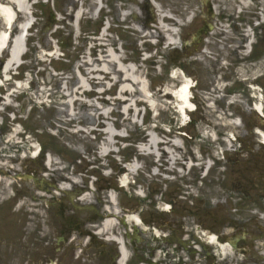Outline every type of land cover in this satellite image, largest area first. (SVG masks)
Segmentation results:
<instances>
[{"label": "rangeland", "instance_id": "obj_1", "mask_svg": "<svg viewBox=\"0 0 264 264\" xmlns=\"http://www.w3.org/2000/svg\"><path fill=\"white\" fill-rule=\"evenodd\" d=\"M158 1L162 2L164 9L181 12L182 0ZM45 2L41 0L38 5L33 6L39 19L32 30L37 29L34 30L35 35L29 38V52L24 56L27 62L19 68L20 77L24 76V70L27 69L29 74L26 77L30 79L31 76L33 82L29 83L31 87L26 90L29 93L25 91L17 97L19 106L15 111L20 112L21 102L27 98L28 109L20 117V124L32 135L30 140L33 139L34 145H42L44 151L51 155L49 167L43 169L48 173V180L59 182L60 179L70 180V176H77L83 181L79 183L81 187V184L85 185L93 179V186L100 188L96 193L103 200L108 198L110 187H114L113 194L118 196L119 206L123 211L139 215L144 221V230L140 232L143 237L141 246L162 247L157 254L160 260L163 259L160 264H178L183 260L192 263L194 259L197 264H213L216 260L221 263L220 251L216 250L217 257L214 260L209 255L212 247L205 246L200 241L205 238L202 233L233 235L232 233L246 230L243 221H257L253 210L262 211L260 207L264 201L261 198L264 197V180L247 172L248 166L251 163L257 164L259 157L249 161L243 150L238 152L233 149L237 141L227 142L222 137H228L227 132L233 131L235 137L240 135L246 141H253V133L243 136L245 131L241 124L238 126L234 123V120H239V114L245 116L244 125L248 129L258 122L257 114L251 109V101L241 97V100L231 102L230 99H236L234 96L225 101L223 86L209 94V98H205L208 95L205 90L207 88L198 85L194 91L198 96V108L193 114L188 112L196 123L181 126L182 118L177 112V101L166 92L171 91L176 83L170 75L175 63L190 72L184 54L165 47L162 37L155 35L153 31L145 33V30H141L136 35L131 31L113 29L102 38L101 28L90 18L91 15L79 23L81 28L75 32L73 28L66 27L73 22L71 19L65 20V14L63 23H59L60 17H57L60 15L58 11L63 12L69 0ZM84 7L88 8L86 2ZM101 19L105 21L104 16ZM114 26L117 28L119 25ZM150 37H158L161 43L158 49L147 41ZM109 45L122 54L124 65L130 69L129 73L139 75L142 80L141 86L128 84L129 88L138 90L133 92L127 102H117L115 97L118 88H111L113 82L104 73L95 74L99 78L93 82L88 79L91 91L84 92V87L79 88L81 78L86 81L89 70L82 65L83 56L87 54L97 58L105 53ZM46 50L59 58L50 59L45 54ZM194 74L196 77L204 75L198 71H194ZM63 86L72 93L69 97L64 95L66 91ZM143 87L148 92L143 91ZM70 97L74 98L72 103L67 101ZM42 101L46 103L43 104ZM148 104L152 105L151 108ZM103 129L113 134L112 142L117 146V151L114 152L116 156L110 154L105 157L99 153L103 141L107 139ZM4 131L5 128H2V133ZM211 134L215 137L212 138ZM149 139L154 143L152 148L148 146ZM5 143L7 144L6 141ZM230 143L234 145L231 146ZM139 146H142L141 150ZM169 151L174 155V160L170 159ZM135 157L138 163L134 161V164L128 166L137 169V173L128 172L121 180L124 181L127 176L131 179L130 175L135 176L136 184L121 188L117 177L121 176L119 169L124 167L123 160L131 161ZM30 161L27 156L16 160V163L20 167ZM209 161L212 167L206 172L205 166ZM37 162L40 163L39 160ZM29 172L22 168L21 173ZM32 189L30 180L17 183L11 188V193L19 190L21 195L13 197V200L7 198L4 204L0 203V214H3L2 209L6 207V216L16 228H30L41 224L44 235L51 238L62 231L67 232V238L83 237L77 228L85 229L82 222L92 215V211L75 208V205L82 206L89 201L82 200L84 203L80 204L76 202V198L62 191L58 195L61 202L51 191L46 195L48 200H35L32 199ZM92 195L91 192L87 197L91 200ZM169 204L173 206L170 211L161 210L170 207ZM30 206H37L40 212L31 213L28 209ZM233 222L243 225V228L231 232ZM68 223H72L71 227ZM132 225L129 221L128 226ZM68 227L71 230H66ZM22 232L31 231L23 229ZM154 232L161 233L158 239ZM164 232L171 236L168 242L161 236ZM254 234L256 233L248 238ZM185 240L187 248L183 245ZM191 249H195L193 254H190ZM234 258L240 264H258L254 262L255 258L251 253H246L245 256L234 255Z\"/></svg>", "mask_w": 264, "mask_h": 264}, {"label": "flooded vegetation", "instance_id": "obj_2", "mask_svg": "<svg viewBox=\"0 0 264 264\" xmlns=\"http://www.w3.org/2000/svg\"><path fill=\"white\" fill-rule=\"evenodd\" d=\"M119 1L104 0L107 15L116 19L120 17L122 6ZM180 11L183 40L179 49L184 51L192 74L194 71L204 73L206 70L207 74H200L198 78L201 81L204 79V85L209 89L214 88L219 78L225 84H231L232 89L224 92L226 96L254 98L258 94L251 91L250 86L257 87L258 92L264 96V6L257 1L253 8L241 6L237 0H182ZM193 78L196 79L195 74ZM244 84L248 87L246 93L240 88ZM258 125L264 130V123ZM247 146V143L241 142L243 149L249 150ZM254 146L259 147L254 154L259 157V161L258 164L249 166V173L263 179L264 144L257 141L253 142ZM2 150L3 135L0 133V162H4L6 158ZM247 153L248 156L251 155L248 151ZM32 170L37 172L38 168ZM0 171L4 172L5 169L0 167ZM99 219L97 213L92 217L93 221ZM254 223L247 222L246 225ZM255 224L260 235L252 239V243L246 237H235L232 243L235 252H242L244 255L252 247L254 262L264 264V222ZM11 225L12 222L4 216L0 218V264L119 263L118 244L111 240H100L104 237L50 239L40 231L42 226L36 232L27 233L19 232L25 227L16 228ZM155 250L157 249L138 247L132 255L135 262L159 264L150 262ZM145 253H148V257H142L141 254Z\"/></svg>", "mask_w": 264, "mask_h": 264}, {"label": "bare ground", "instance_id": "obj_3", "mask_svg": "<svg viewBox=\"0 0 264 264\" xmlns=\"http://www.w3.org/2000/svg\"><path fill=\"white\" fill-rule=\"evenodd\" d=\"M34 1H41V0H34ZM79 1H83L82 3L79 4L80 5L79 7L77 6L75 8L73 6V9L68 11V13H70V15L74 17V20H75L74 25L75 26L78 23H80L86 16L89 17V15H91L92 17H90V18L94 19L96 16L94 14L95 10L97 9V7L99 8L102 5L101 0H79ZM86 1L92 2L93 4H95V6L91 5V7H94L92 12L88 11L87 7H84V2H86ZM237 2H239L241 4V6L249 5L251 3L250 0H237ZM29 5H30V0H0V19L2 20V23H3L2 24L3 26L1 27L2 29H0V51L2 49V46L3 47L6 46L5 47V49H6V48L11 47V44L13 43V40L9 39L10 40L9 42H7V40H6L8 37V31L5 29L6 26L11 27L14 29V31H16V24L21 19L19 17L20 15H21V17L24 18L23 19L24 21L22 20V23H21L22 24L21 27H23L24 30L26 29V25L29 22H31L32 18H30L26 12L27 10L30 9ZM159 5L160 6H158V7H161V8L159 9L160 13L158 15L159 16V21H158L159 24L158 25H159V28H161V30L164 32L163 33L164 38H165L164 43L166 44V46H169V47L175 46L178 44L176 42L177 34L173 31L176 30L175 25H177L180 22V20H178V18L175 17L171 12L163 9L161 4H159ZM123 15H125V17H126V13ZM167 16H169V17L172 16L173 18H170V19H172L173 22H171V23L166 22V21L170 20V19H167ZM59 20H61V19H59ZM105 30L107 31L106 25L104 27V30L101 33V36L103 38L106 37L105 36L106 35ZM11 37H12V35H11ZM168 41H170V42H168ZM21 49H22L21 44L17 38L15 46H14V51L12 53L13 56L11 55L13 58L16 57L17 61H18L19 56L21 54V51H22ZM83 57H84V64H82V65L86 66V68H89V70L87 71V73H88L87 80L85 81V79L81 78L80 86H79L80 89L81 88L83 89V87H84V89H87L88 85L91 89V86H90L88 79L91 82H93V80H97L99 77L98 78H97V76L95 77V74H97L98 72H99V74L104 73L105 77L111 78V80L113 82L111 88L117 86L118 91H116L117 96L115 97V99H117L118 103L127 102L129 100V97H131V95H133V92L138 90V89L133 90V88H131V87L129 88V86H128L129 83H132L135 86L136 85L141 86V81H142V80H140L141 77L139 75H134V74L129 73L130 69H129V67L124 65L122 54L119 51L117 52V50L113 46L109 45L107 47V49L105 50V53L100 54L97 58L90 57L87 54L84 55ZM10 60H12V59H9V61L2 66L1 73L3 74V76H6V79L9 78L8 73H11L10 70L12 69V66L15 64V62L10 61ZM97 65H98V67H97ZM174 75H178V73H176ZM182 78L183 79L181 81V85L179 88L175 89L174 94H175V100L177 101V104L179 107V112L184 116V120H185L186 119L185 116H186L187 111L189 109H193L195 106L189 100L190 91H191V90H189V88L191 86L190 80L184 76ZM2 82H0V84H2ZM59 86L61 87L60 82H59ZM26 88H27V82H19V86L16 88V90L24 93V91H26ZM63 88L66 91V88L64 86H63ZM141 89L143 91L148 92V89L145 87H143ZM84 92H87V91L85 90ZM125 93H127V94L129 93L130 95L125 96L124 95ZM71 94L72 93H69L68 91L64 92V95L68 96V97ZM8 96H9V94H8ZM8 96L6 99L9 100L10 103H12L11 97H8ZM73 99L70 97L69 100H67V101H69V103H72ZM262 104H263L262 100L260 99L258 102L255 103V106H253V107L255 110L260 111V110H262ZM1 105L2 104H0V107H1ZM236 123H238V122H236ZM104 127H106V126L104 125ZM16 130H19V129L16 128ZM102 132H105V134L107 135L106 136L107 139L104 141V144L101 146L99 153H103V152L111 149L112 145H113V142H112L113 134H111V132H108L107 129H103ZM263 135H264V132H261V136H263ZM227 141L230 142V138L227 139ZM148 144H149L148 146L150 148H152L154 146L153 141L150 139H149ZM37 147L34 148V151H33L34 154L37 153ZM170 155H171V152H170ZM155 156H156V158H158L157 155H155ZM170 159L174 160V155H171ZM47 161H48L47 164H50L52 159L50 161V157H49ZM6 164H7V161L0 163V165H2V167H6ZM75 181H77V180H75ZM124 181L126 183V179H124ZM2 183L5 185V189H7L8 187H10V185L13 184V180L8 179L7 177L4 178V177L0 176V184H2ZM62 188H67V185L66 186L62 185L59 188V190ZM84 199L89 201V197H87V196H85ZM108 202L110 204L106 208V210H108V213H110L113 216H115L116 213H120V210L118 208L119 206H117V204H115V203H117L116 196L113 193L109 194V201ZM129 219L133 223L136 222V220L138 221V223H140V217L137 215H129ZM117 225H118V221L116 218L106 217L104 219L103 223L101 224V227H100L101 228V234H103L104 236L108 234L109 237H111L114 234L115 229L118 228ZM216 237L217 236L215 234H210L208 239L211 242L215 241V244H217L221 248L223 254H229L231 251L229 244H227V243L220 244L218 241L215 240ZM111 239H113V240L117 239L118 241H120L121 244L123 243V240L120 236H117L116 239H114V238H111ZM121 248H122V250H121L122 258L121 259H123V261H122V263H123L125 261V258L128 256V251L126 248H124V246H122Z\"/></svg>", "mask_w": 264, "mask_h": 264}]
</instances>
